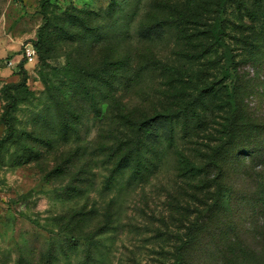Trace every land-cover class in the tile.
I'll list each match as a JSON object with an SVG mask.
<instances>
[{
	"label": "rangeland",
	"instance_id": "1",
	"mask_svg": "<svg viewBox=\"0 0 264 264\" xmlns=\"http://www.w3.org/2000/svg\"><path fill=\"white\" fill-rule=\"evenodd\" d=\"M42 1L0 0V60L9 58L0 63V117L21 62L29 87L11 90L18 134L0 150V264H176L174 246L189 241L197 221L183 264H264V0H244L242 11L229 1L222 15L221 0H51L50 46L29 63ZM217 18L219 49L207 32ZM159 21L166 31L143 39ZM122 105L140 120L188 116L174 122V147L149 149L136 177H115L105 163L106 150L136 142L104 120ZM186 159L198 167L195 182ZM215 177L226 204L207 214ZM83 206L99 215L80 233L103 232L87 239L90 249L70 243L80 238L73 228ZM109 207L116 220L107 229Z\"/></svg>",
	"mask_w": 264,
	"mask_h": 264
},
{
	"label": "trees",
	"instance_id": "2",
	"mask_svg": "<svg viewBox=\"0 0 264 264\" xmlns=\"http://www.w3.org/2000/svg\"><path fill=\"white\" fill-rule=\"evenodd\" d=\"M229 1H235V3L238 5L239 10H247V6L244 4V0H221L219 3L218 7V14L222 15L226 11V4ZM51 0H43L42 1V10L41 14L43 16V24L38 30V40L33 44L34 48L36 49L37 53L41 58L44 59L45 53L48 51V47L50 46L51 43V33H49V29L54 26L53 21L51 19V13H50V7H51ZM67 15L70 17H73L70 15V12H67ZM206 19L207 16H203L202 19ZM174 23H176V19H172ZM214 24L211 30V33L209 30L207 32L211 35L210 39L212 40L211 46L214 48H221L224 47V34L225 30L220 29L218 27V18L213 20ZM171 23V21H170ZM83 26L86 28H89V25L87 22L84 20L82 22ZM211 25V24H210ZM144 29V36L142 37L143 39L147 40H152L155 39V37H159L166 31V25L164 22L159 21L155 24L146 26ZM63 31H66V28H62ZM74 34L70 33V36L73 37ZM217 45V46H214ZM211 50V47L209 48V51ZM209 54V53H207ZM204 57V56H203ZM9 58L7 59H1L0 63H4L5 61H8ZM130 59L126 60V66L129 65ZM125 66V67H126ZM19 71H20V76L22 77L21 82L19 83H14V84H7L3 92L5 94L6 98V103L3 107V113L1 114L0 117V125H3L5 127V134L2 138H0V150L6 146V144L12 142L16 135L18 134V128L15 123L14 119V112L15 108L18 102V96L12 92L11 90H28V72L25 68V63L21 62L19 64ZM111 112V111H110ZM110 115H105L104 120L109 121V120H116L121 128L128 130L129 132L133 133L136 137V142H130L128 143H120V144H115V147H111L110 149L106 150L108 151L107 159L105 163H110L114 165L113 173L114 176L116 177L117 175H121L124 172L131 170L133 177H136L138 174L142 173V170L145 166L146 160H148V155L150 152L148 151L151 148H154L153 152L156 153L157 149L159 148L158 145H163L165 144L167 148H172L175 145V131H174V122L175 120H187L188 116L186 115V112L178 114V115H167V114H157L153 117H145L144 119H139L134 116V113L128 112L127 107L125 105H122L121 110L118 112V114L114 115L113 118ZM161 125H170L168 128H163ZM163 130V131H162ZM149 139V140H148ZM158 140H161V142H158ZM138 144L140 146V149H135L132 148L131 145ZM163 145V146H165ZM131 146V148H130ZM102 152V150H101ZM217 152V151H216ZM103 153V152H102ZM119 155V156H118ZM216 155L210 156L211 161L213 162L214 165H217L215 162ZM136 162L135 167L133 168V163ZM185 162L187 163L186 167V173L187 177L190 179V181H196L195 177L197 176L196 170L197 166L192 163L191 160L186 159ZM219 172L221 170L219 169ZM220 176V174H219ZM216 178V177H215ZM209 180L208 181V186H206V196L204 201L202 202V206L206 209L205 212L207 214L219 212V208L221 206L226 204V191L223 188H220L218 186H215L217 184H214L215 181H218L219 178L217 177L216 180ZM217 183V182H216ZM111 185V182L109 184ZM219 185V184H218ZM110 187V186H108ZM80 193L78 199H84L85 198V190L83 188L77 189ZM214 191V193H213ZM87 199H89L87 197ZM108 215L105 214L106 216V228L108 229L109 227L112 226V224L115 222L116 217L114 212H112V209L109 207ZM99 215V211L97 209H92L91 211L86 210V206H83L80 208L79 213L76 216V221L75 227L73 228V231H76L79 233L78 235L80 238L77 236H73L74 239H71L70 243H74V247H78L80 241H85L87 247H89L92 244L90 242L88 243V240H91V243L95 241L98 237H102L103 232L101 229H99L96 234H93L91 237H85L83 236L82 230L85 229V226ZM190 234L188 235L189 241H183V243L178 246H174V252L172 253V256L174 257V261L176 264H183L184 260L186 259L189 250L192 248L194 243L196 242V236L198 233L201 232L200 230V221L194 222L191 225ZM200 230V231H199ZM81 232V233H80ZM98 233V234H97ZM83 237V238H82ZM88 239V240H87ZM98 242H95L94 244H97ZM93 244V245H94ZM92 248V247H91ZM101 258L104 257V253L100 252ZM100 262V261H99ZM102 262V261H101ZM131 264V263H130ZM133 264H138L137 261H134Z\"/></svg>",
	"mask_w": 264,
	"mask_h": 264
},
{
	"label": "built area",
	"instance_id": "3",
	"mask_svg": "<svg viewBox=\"0 0 264 264\" xmlns=\"http://www.w3.org/2000/svg\"><path fill=\"white\" fill-rule=\"evenodd\" d=\"M36 50L35 48L33 47V45H29L27 48H26V56H27V59H28V62L29 63H32L34 62L35 58H36Z\"/></svg>",
	"mask_w": 264,
	"mask_h": 264
}]
</instances>
